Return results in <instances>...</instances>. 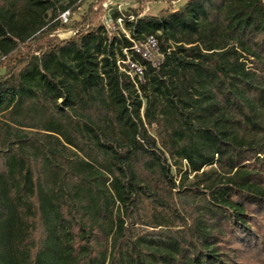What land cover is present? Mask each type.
Listing matches in <instances>:
<instances>
[{"label":"trees","instance_id":"obj_1","mask_svg":"<svg viewBox=\"0 0 264 264\" xmlns=\"http://www.w3.org/2000/svg\"><path fill=\"white\" fill-rule=\"evenodd\" d=\"M88 1L0 0V264H264V0Z\"/></svg>","mask_w":264,"mask_h":264},{"label":"rangeland","instance_id":"obj_2","mask_svg":"<svg viewBox=\"0 0 264 264\" xmlns=\"http://www.w3.org/2000/svg\"><path fill=\"white\" fill-rule=\"evenodd\" d=\"M93 0H89L88 2H92ZM185 0H181L179 2L174 3L175 6H179L181 5V3H183ZM167 0H158V1H152L150 3H148L146 5V9L144 10V14L146 15H152V14H156L158 13L162 8H166L167 7ZM88 3H86L84 5V8H87ZM105 6L108 8V12L110 13V9L112 7H117L119 10H127V11H131L132 8H136L138 6V2L137 0H107L105 2ZM106 24L109 27H113V28H118L120 29V31H122L123 33L126 32L128 33L127 28L124 26V21H122L121 19L118 20L117 24L114 23L111 18L108 16L106 19ZM70 33L66 32L65 34H62V37L68 36ZM154 46L155 43L153 42L151 45L150 44H146V48L145 49H141V51L143 52V54H145L148 57L154 58L156 55V52L154 51ZM128 62L130 63V60H128Z\"/></svg>","mask_w":264,"mask_h":264},{"label":"built area","instance_id":"obj_3","mask_svg":"<svg viewBox=\"0 0 264 264\" xmlns=\"http://www.w3.org/2000/svg\"><path fill=\"white\" fill-rule=\"evenodd\" d=\"M63 19L65 20V19H67L68 18V12H64V14H63ZM152 42H154L155 43V40H152ZM142 52V51H141ZM143 53V52H142Z\"/></svg>","mask_w":264,"mask_h":264}]
</instances>
